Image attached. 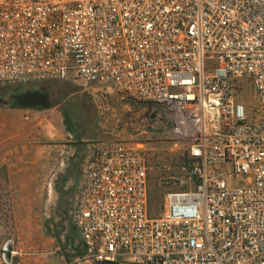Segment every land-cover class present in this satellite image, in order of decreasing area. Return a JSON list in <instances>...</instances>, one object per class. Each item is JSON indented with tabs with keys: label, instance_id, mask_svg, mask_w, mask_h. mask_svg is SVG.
<instances>
[{
	"label": "built area",
	"instance_id": "built-area-1",
	"mask_svg": "<svg viewBox=\"0 0 264 264\" xmlns=\"http://www.w3.org/2000/svg\"><path fill=\"white\" fill-rule=\"evenodd\" d=\"M50 80L150 105L185 142L155 216L141 145L86 144L85 263L264 264V0H0V87Z\"/></svg>",
	"mask_w": 264,
	"mask_h": 264
},
{
	"label": "rangeland",
	"instance_id": "rangeland-1",
	"mask_svg": "<svg viewBox=\"0 0 264 264\" xmlns=\"http://www.w3.org/2000/svg\"><path fill=\"white\" fill-rule=\"evenodd\" d=\"M57 82L77 90L68 94V97L86 94L93 106L96 123L92 132L82 138L79 151L71 135L64 129L60 113L62 102L48 109H21L0 105V130H5V138L17 136L23 145L18 148L26 154L39 153L36 156L40 160L38 174L41 185L46 187L39 201H23L12 188V180L21 183L20 178L31 170V162H36L37 159L27 157L23 160L22 150L19 151L21 154L16 163H12L9 155L3 158L4 166L0 165V254L3 247L10 242L11 252H17L16 255H11L12 264H87L82 257L76 256L74 250L66 247L64 241L72 227L71 197L68 198L70 209L67 218L59 213L58 198L53 197L51 186L47 187L46 184L50 182L53 186L60 172H64L66 168L63 163L66 160L69 162V158L77 152L80 165L74 171L78 175L73 183L75 190L86 155V144L92 140L116 138L132 145H141L148 166L151 216L162 210L156 200L160 199L162 202L166 193L183 190L182 184H169L164 181L185 175V171L181 169L186 155L185 142L174 136L168 117L159 116L150 105L139 104L127 98L121 99L115 95H108L103 99L98 94H88L77 82ZM17 86L19 85L12 87ZM38 86L41 85L30 83L21 85V89L33 90ZM46 90L52 99L60 100L50 88L46 87ZM240 96L247 108L246 112L250 114L253 98L251 88H245ZM52 152H56L59 157L53 163H48L47 159L52 157ZM31 258L47 262H24Z\"/></svg>",
	"mask_w": 264,
	"mask_h": 264
},
{
	"label": "crops",
	"instance_id": "crops-1",
	"mask_svg": "<svg viewBox=\"0 0 264 264\" xmlns=\"http://www.w3.org/2000/svg\"><path fill=\"white\" fill-rule=\"evenodd\" d=\"M5 137H7L5 130H0V165L1 166H4L2 160L6 155H9V158H12L11 160L12 163H16V159L22 152L23 154L21 158L23 160L26 159L27 157L34 158L39 155L38 152H32L26 154L22 149H19L18 146H23V145L20 144L21 142L18 140L17 136L9 137V138H5ZM6 139H9V142H6ZM20 150H22L21 153H19ZM51 155L52 157L47 159L48 163H53L54 160H56V158L59 157L56 152H52ZM77 158H79V155L76 152L73 156H71V158H69L70 159L69 162L68 160H66V162L63 163V167L66 168L64 172H60L55 182L53 183V186L49 184L50 182L46 184L47 187L51 186L50 189H51V193H53L54 198L57 199L59 198L60 194H65L66 197L68 198L71 197L72 199L74 193L73 183L77 180L78 177L77 173H75L74 171H75V167L80 165L79 160H77ZM36 159H37L36 162H31V167L29 168L31 170L24 173L23 178H20L21 176H18L20 178L21 183L18 182L16 183V180H12V188L16 191V193H18L17 196L21 197L23 201L29 203L31 202L34 203L35 201H39V197H41V194H44L43 189L46 190V187L41 185L40 182L41 177L38 174V170L40 168L39 167L40 160L37 157ZM10 169L12 170L13 168ZM31 171H35V172L31 173ZM64 238H65L64 241L66 243V247H69L72 250H74L76 252L75 253L76 256L81 258L83 255L79 256L78 251L83 249V246L79 238L77 237L75 231L72 233V227L69 230V233ZM16 253L17 252H13L12 255L14 256L16 255ZM24 262H47V261L46 260L42 261L40 259L35 260V258H31L24 260Z\"/></svg>",
	"mask_w": 264,
	"mask_h": 264
},
{
	"label": "trees",
	"instance_id": "trees-1",
	"mask_svg": "<svg viewBox=\"0 0 264 264\" xmlns=\"http://www.w3.org/2000/svg\"><path fill=\"white\" fill-rule=\"evenodd\" d=\"M35 84V83H31ZM36 84L48 87L50 90L54 91L55 96L62 102L60 113L62 116V123L66 133L70 134L74 144L79 151V146L82 138L92 132V128L95 126V114L93 111V106L91 104L90 97L86 94H78L72 97H68V94H73L77 90L73 87H67L65 84H59L57 81H43L36 82ZM15 107V106H13ZM162 207L163 200H156ZM151 204L149 196V206ZM74 229L72 227V233ZM84 254V249L78 251V255L82 256ZM108 264V263H102Z\"/></svg>",
	"mask_w": 264,
	"mask_h": 264
},
{
	"label": "water",
	"instance_id": "water-1",
	"mask_svg": "<svg viewBox=\"0 0 264 264\" xmlns=\"http://www.w3.org/2000/svg\"><path fill=\"white\" fill-rule=\"evenodd\" d=\"M11 88L10 86H5ZM21 88V85L14 88L17 91ZM60 100H53L49 98L47 93L42 91H26L15 99V107L21 109H48L55 104H60ZM3 261L6 264L11 262V244L8 242L1 250Z\"/></svg>",
	"mask_w": 264,
	"mask_h": 264
},
{
	"label": "flooded vegetation",
	"instance_id": "flooded-vegetation-1",
	"mask_svg": "<svg viewBox=\"0 0 264 264\" xmlns=\"http://www.w3.org/2000/svg\"><path fill=\"white\" fill-rule=\"evenodd\" d=\"M11 88L0 87V105L5 107H13L15 106V99L16 97L20 96L23 92L26 91H42L43 93H47L50 97V94L46 90L44 86H38L33 90H22L21 88L17 91H14V87L10 86ZM54 100V99H53ZM59 206V213L65 215L68 218V211L70 209V201L65 194H60L57 200Z\"/></svg>",
	"mask_w": 264,
	"mask_h": 264
}]
</instances>
